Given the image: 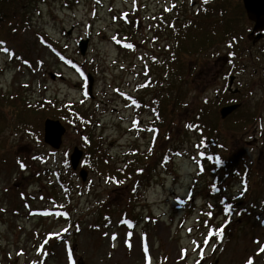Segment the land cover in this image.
Returning a JSON list of instances; mask_svg holds the SVG:
<instances>
[{
	"label": "rangeland",
	"instance_id": "1",
	"mask_svg": "<svg viewBox=\"0 0 264 264\" xmlns=\"http://www.w3.org/2000/svg\"><path fill=\"white\" fill-rule=\"evenodd\" d=\"M24 1L29 0H19ZM210 1L40 0L27 3L28 11L21 10L12 27L1 25L0 114L6 119L1 138L7 149L0 150V161L5 160L0 165V264H264V196H257L264 191L259 188L264 187V122L241 126L233 124L236 117L220 116L222 107L240 104L241 119L254 112L264 121V72L254 73L262 63L240 55L247 45L240 40L245 31L248 37L252 22L246 18L223 26L236 44L219 35L212 48L189 57L191 68L177 77L179 82L184 74L186 107L174 108L175 99L163 128L153 125L165 96L172 93L173 99L178 88V82L170 88L161 69L172 54L159 44L167 32L161 16L171 8L194 18ZM23 13L29 25L22 22ZM81 39H88L84 55ZM232 76L236 93L228 91ZM216 99H224L223 105H215ZM207 100L220 122L218 136L211 132L216 137L201 149L210 157L202 164L196 153L203 146L201 130L183 120L191 121ZM18 103L79 104L81 122L96 121L94 138L111 164L122 165L125 156L143 157L147 178L137 200L87 159L77 171L66 169L74 148L85 155L90 142L74 110L71 118H50L67 128L56 151L19 131L26 119ZM214 143L226 148L215 152ZM170 150L173 156L165 162ZM214 154L227 164L212 163ZM246 164L252 173L247 195L227 174ZM81 168L88 172L85 182ZM47 169L51 172L44 174ZM54 173L64 175L67 186L59 185ZM121 220L128 221L126 227ZM221 229L222 236L217 235Z\"/></svg>",
	"mask_w": 264,
	"mask_h": 264
},
{
	"label": "trees",
	"instance_id": "2",
	"mask_svg": "<svg viewBox=\"0 0 264 264\" xmlns=\"http://www.w3.org/2000/svg\"><path fill=\"white\" fill-rule=\"evenodd\" d=\"M32 2L38 3L40 2V0H29L24 2H19V0H0V27L5 22H7L8 25L12 27L10 25L11 21L18 19V15L21 10L23 11V9H25L28 11L26 6H28V4L29 3L31 4ZM177 10H179V8H177ZM199 12L202 13L199 14ZM208 14L211 15V20L207 23V21L209 20ZM20 18L23 23L29 25L30 17L24 16L23 13L20 16ZM173 18L174 17L172 16L165 15L162 19V23L165 22V31H167L163 38H165L166 36L169 37V41L168 44H166L165 49L173 51L171 54V58H167L168 56H165V61L164 63H162L163 66L161 65V69L162 67H165L166 69L168 80L171 83L170 88L173 85H175L176 82H178L177 79V77H179L178 72L182 73L186 71V68L190 67V65L187 62L189 61V57L194 56L195 53H202L212 48L213 45L216 44L215 41L219 39L217 38L219 35H221L225 39L227 38L226 39L227 43H230V39L232 38L233 42H231L229 45H232L233 43L236 44L237 38L234 37L229 32L224 33L226 31L223 26L225 25L229 26V24L232 22L246 19V13L241 0H211L209 3H207L206 6H204V10L199 9L197 15L194 18H190L180 14L176 17V19ZM158 25L159 27H162V24H158ZM223 33L231 34V35L230 37H228V35H224ZM171 39L175 41L172 43ZM174 44H175V49L173 46ZM183 75L184 74L180 75L181 80L178 82L177 96L174 97L173 95V99H172V93H170L171 97L169 95L165 96L166 98H168L167 101L160 105L162 110L158 109L159 117L157 118V122L153 124L158 129L163 128L162 122L165 120V115L167 114L166 110L168 107L170 108V110L173 109V106L174 108L177 107L176 109L179 111L181 108L186 107V104L183 102L187 97V91L184 88L185 87L184 81H182ZM175 99H176V103L175 105L172 106V103H174ZM223 100L216 99L215 105L222 106L224 103ZM15 103L16 102H14V104ZM16 105L20 112V116L24 115V118L26 119V121L19 124L20 125L19 131H24L27 135L28 134L33 135L31 137H33V141L38 143L37 145L45 144L43 138L44 135L43 128H44V121L46 120V118H54L59 120L65 118H71L73 117L72 115H70L71 111L74 110L78 114V118H77L79 121L78 127L79 128L82 127V129L84 128L85 130H87L88 137L90 139L88 145V152H86V154L84 155L83 160L87 159L89 162L91 161L94 170L99 171L102 174L103 178L105 179L107 178V180H110V182L112 183L113 182L117 183V186L120 187L127 186L129 190V194H131L132 197H134L135 200H137L141 188L143 187V183L147 178V170L143 169V167L141 166L142 162L144 161L143 157L141 160L140 158L137 159L134 158L132 160L127 158V156H125L122 165L117 166L113 163L111 164L110 157L104 151L102 142L94 138V129L97 126L96 121L90 120V122L87 124L85 122H81L83 118L80 119V114L78 111H83V109L82 107H80L79 104H76L74 106L73 103L72 105H70V108L68 106H65L63 108L56 107V105L49 103L47 104L38 103L36 105H31V106L30 104L20 105L19 103ZM238 110L234 114V116L228 118V119H232L236 117V121H233V124L241 123L240 125L243 126V125H247L249 122H252L253 120L258 121L257 115L254 112L251 114L249 113L250 115H248V118L242 117L241 119L238 116L239 114H237ZM83 117H86V114H84ZM31 121L34 124H32ZM183 121L189 123L191 127L193 126L194 128H199L201 130L199 134H202L203 137H200L199 139L203 140L202 142L203 146L200 147L199 149H196V153L199 154L197 160L202 164L205 163L208 164L210 161L209 154H205V151L201 149L205 148V144L210 145L211 144L210 140L216 137L211 135V132H214V134L218 136L217 132H219V128L217 123L220 122L219 115L212 110V106L209 105V102L207 100L205 101L204 104H202V106L198 107L191 121H189V119ZM5 123H6V119L0 114V150H2V152H5L7 149L5 147V144L2 142V138H1L3 132V130L1 132V125L2 124L4 125ZM36 125L38 126V131H36L37 130L35 128ZM207 129H210V132H208ZM187 130L190 131L188 125H187ZM212 145H213V150L215 152H217L218 148L222 150L226 148L224 144L214 143ZM177 150L179 151V149ZM151 152L152 151H150V153ZM155 153L156 151L153 152V154ZM147 155L148 153L146 152L143 156L146 157ZM3 156L6 155L3 154ZM172 156H173V150L168 151V153L164 156L165 162L170 160ZM4 161L5 160H1L0 165L3 166ZM211 162L214 164H222V165L227 164V161L224 162L220 158L219 154L212 155ZM66 169L69 172H72L70 163H68ZM201 169H204V167H201ZM50 172H51L50 169H47L44 172V174ZM227 174L231 175L232 179L237 180L239 184L244 187L245 189L244 193L246 195L250 193V190L252 189V184H251L252 173H250V169L248 168L247 164L245 166L243 165L241 168L238 167L237 169H234L231 173H227ZM54 175H56V177L58 178L59 185H62V187L67 186V183L69 182L66 180L64 175L60 176L57 173H54ZM263 178H264V174L261 175V180ZM51 179L52 177H50L49 180ZM50 187L52 186L50 185ZM259 188L263 189L264 187L259 186ZM51 190L54 189L51 188ZM263 194L264 191L263 192H261L260 190L257 191V196L259 197L260 200L264 196ZM241 196H243V194ZM252 200H253L252 202H255L256 198ZM251 210L252 208H250V210L246 209V212ZM127 223L128 221L125 220L126 226ZM121 224L122 227H126L123 223V220H121Z\"/></svg>",
	"mask_w": 264,
	"mask_h": 264
},
{
	"label": "water",
	"instance_id": "3",
	"mask_svg": "<svg viewBox=\"0 0 264 264\" xmlns=\"http://www.w3.org/2000/svg\"><path fill=\"white\" fill-rule=\"evenodd\" d=\"M243 6L246 11L247 17L252 21L254 25V32H258L259 36H262L264 30V0H242ZM88 47V39H83L79 42V49L84 55ZM89 78V92L91 93V86L93 85V77L88 75ZM235 77H230L229 91L236 93L238 90H233V82ZM240 107L239 104H232L223 107L220 110L222 119L228 117L232 112L236 111ZM67 128L59 120L46 119L44 121V143L54 150H59L63 143V136L66 134ZM84 152L78 146L74 148L69 159L71 167L74 171L80 168L81 161L83 159ZM81 179L85 182L88 178V172L84 168L79 170Z\"/></svg>",
	"mask_w": 264,
	"mask_h": 264
},
{
	"label": "flooded vegetation",
	"instance_id": "4",
	"mask_svg": "<svg viewBox=\"0 0 264 264\" xmlns=\"http://www.w3.org/2000/svg\"><path fill=\"white\" fill-rule=\"evenodd\" d=\"M166 15V13H163V15L161 16V19H163V16H165ZM170 16H172V17H174L173 19H176V17L178 16L177 15V13H173V10L171 11V15ZM176 16V17H175ZM252 24H253V26H252V30H251V32L249 33V35H248V37L246 36V27L245 28H242V29H244V34L245 35H243L242 36V38H241V40L240 41H242V39L245 41V43L247 44L246 45V47L242 50V52L240 53V55H241V57L243 56V55H245V54H247L248 55V57L252 60V61H254L255 62V64H257L256 62H261L262 64V66L259 68L260 70H255L254 71V73L255 74H259V72L261 71H263L264 72V47H262L261 48V46H260V43H262V42H260L261 40H263L264 41V30L262 31V36H259V33L258 32H254V23L252 22ZM246 39V40H245ZM160 40H161V42H159V44L161 45V43L162 42H164L165 43V45L166 44H168V41H169V38H162V36L160 37ZM171 41H172V43L175 41H173L172 39H171ZM249 42V44H248V42ZM259 45V46H258ZM174 46V49H175V44L173 45ZM246 48H248V50H247V52H246ZM171 52H173V51H171ZM174 52H175V50H174ZM259 60V61H258ZM260 64V63H259ZM258 66V65H257ZM262 68V69H261ZM229 91V90H228ZM230 92V91H229ZM231 93V92H230ZM241 107V106H240ZM239 107V108H240ZM238 108V109H239ZM258 108H260L259 106H258ZM237 109V110H238ZM237 110L236 111H234V112H232L228 117H226L225 119H227V120H229L228 118L229 117H232V116H234V114L237 112ZM257 119H258V122H259V124H261V126L263 125V118L262 117H259L258 115H257Z\"/></svg>",
	"mask_w": 264,
	"mask_h": 264
},
{
	"label": "snow or ice",
	"instance_id": "5",
	"mask_svg": "<svg viewBox=\"0 0 264 264\" xmlns=\"http://www.w3.org/2000/svg\"><path fill=\"white\" fill-rule=\"evenodd\" d=\"M205 2H207V0H205ZM222 234H223V229H221L220 232L217 233V235H220V236H222ZM261 252H264V248H261Z\"/></svg>",
	"mask_w": 264,
	"mask_h": 264
}]
</instances>
